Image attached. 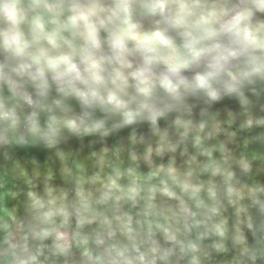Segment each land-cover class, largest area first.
<instances>
[{
	"label": "clouds",
	"instance_id": "clouds-1",
	"mask_svg": "<svg viewBox=\"0 0 264 264\" xmlns=\"http://www.w3.org/2000/svg\"><path fill=\"white\" fill-rule=\"evenodd\" d=\"M0 264H264V0H0Z\"/></svg>",
	"mask_w": 264,
	"mask_h": 264
}]
</instances>
